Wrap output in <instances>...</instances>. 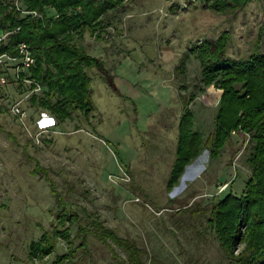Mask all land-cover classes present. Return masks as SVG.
<instances>
[{
    "label": "rangeland",
    "instance_id": "374dc122",
    "mask_svg": "<svg viewBox=\"0 0 264 264\" xmlns=\"http://www.w3.org/2000/svg\"><path fill=\"white\" fill-rule=\"evenodd\" d=\"M223 34L228 57L264 52V0L221 11L201 0H126L78 39L104 60L120 92L89 69L96 109L64 121L33 104L30 84L16 80L17 61L9 64L8 81L0 80V264L126 260L93 230L94 219L145 247L149 264H233L209 209L229 190L243 191L250 134L234 130L217 157L204 148L167 187L185 100L194 97V129L206 139L215 128L223 88L203 82L199 48ZM15 101L24 116L12 112ZM64 208L73 220L59 217ZM56 228H68L72 243ZM44 236L53 249L34 256L32 243Z\"/></svg>",
    "mask_w": 264,
    "mask_h": 264
},
{
    "label": "trees",
    "instance_id": "16d2710c",
    "mask_svg": "<svg viewBox=\"0 0 264 264\" xmlns=\"http://www.w3.org/2000/svg\"><path fill=\"white\" fill-rule=\"evenodd\" d=\"M125 1L20 0L22 8H19L13 1L0 0V31L8 32L7 41L0 43V53L18 56L19 44L23 42L35 56L33 65L20 66L18 75L15 73L21 85L27 77L34 80L30 88L38 84L43 87L42 94L33 92V104L49 110L59 121L71 117L75 110L91 114L96 109L89 73L93 67L100 71L103 80L120 92L104 60L90 54L78 39L87 30L97 31L105 14ZM201 1L221 11L250 0ZM226 36L206 40L199 48L203 82L223 88L215 128L206 139L194 129V112L189 107L194 97L185 100L176 157L167 187L172 189L178 184L186 166L204 148H209L211 156L217 157L234 130L248 132L253 142L247 158L251 174L241 194L229 190L211 204L208 220L233 264H264V52L257 48L246 57H228ZM9 64H0V73L7 78ZM58 200L63 206L65 201L59 197ZM67 210L60 211L59 217L71 221L76 214ZM90 225L101 239L113 241L127 253V259L120 264H149L147 249L135 239L120 235L98 219ZM55 234L72 243L68 228H56ZM241 243L244 246L236 253L235 247ZM53 246L44 236L32 243V254H48ZM73 252L72 249L69 255ZM67 254L58 260L68 258Z\"/></svg>",
    "mask_w": 264,
    "mask_h": 264
},
{
    "label": "built area",
    "instance_id": "2783aa9c",
    "mask_svg": "<svg viewBox=\"0 0 264 264\" xmlns=\"http://www.w3.org/2000/svg\"><path fill=\"white\" fill-rule=\"evenodd\" d=\"M8 37V32L0 31V43L6 42ZM17 61V75L21 67H29L35 63V56L33 55L30 48L25 43L19 44V55L13 56L8 52L0 53V64H9ZM21 66V67H20ZM0 80L2 83H6L8 78L6 75L1 74ZM24 81L28 82L30 85L34 82V80L30 78H24ZM42 86L40 84L36 85V87L31 88L33 92L40 89ZM11 110L15 114L19 116H24L26 111L21 107L20 101H15L11 105Z\"/></svg>",
    "mask_w": 264,
    "mask_h": 264
}]
</instances>
